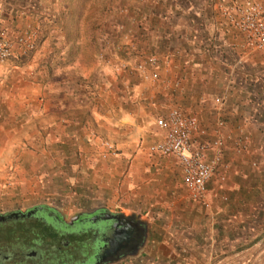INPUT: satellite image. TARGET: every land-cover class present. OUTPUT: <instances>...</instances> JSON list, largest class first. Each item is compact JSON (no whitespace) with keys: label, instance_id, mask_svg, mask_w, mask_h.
<instances>
[{"label":"rangeland","instance_id":"374dc122","mask_svg":"<svg viewBox=\"0 0 264 264\" xmlns=\"http://www.w3.org/2000/svg\"><path fill=\"white\" fill-rule=\"evenodd\" d=\"M253 1L261 5L264 20V0ZM45 3L60 9L22 21L10 32L13 39L18 32L36 30L38 51L15 54L0 75V214L47 207L70 222L97 209L139 216L156 201L191 200L163 171L174 167L168 158L149 150L163 137L156 118L171 110L173 99V81L144 80L137 71L152 55L162 62L153 52L149 11L154 0ZM236 40L241 90L230 99L228 111L218 112L208 101L201 111L180 109L202 119L207 139L217 131L224 139L225 180L215 176L210 181V208L193 202L198 207L193 223L197 228L201 212L205 215L217 202L218 248L255 247L229 262L264 264V239L252 245L264 238V49L248 48L241 34L235 33ZM218 121L224 125L218 127ZM105 143L116 156L102 158ZM168 213L157 225L165 226L167 234L185 231L174 241L184 264L192 253L186 240L194 234L187 233L191 221L186 216L172 220ZM35 232L32 238L42 240V233Z\"/></svg>","mask_w":264,"mask_h":264},{"label":"crops","instance_id":"0c3cea01","mask_svg":"<svg viewBox=\"0 0 264 264\" xmlns=\"http://www.w3.org/2000/svg\"><path fill=\"white\" fill-rule=\"evenodd\" d=\"M45 1L47 0H0L3 26L9 35L11 31L21 27L22 21L31 22L33 17L42 13L59 11L60 7L52 9ZM228 1L154 0V5L149 11L152 17L153 52L158 54L162 61L159 66L160 77L170 79L169 84L173 81L169 90L173 93L170 109L201 111L204 110V102L208 101L218 112H226L230 108V99L240 92L241 88L237 87L239 73L235 69H238L241 63V50L240 40L235 41V33L239 37L240 34L221 14L219 8ZM39 47L38 38L36 49L32 53H36ZM16 54L19 55V52ZM4 67L6 63L0 69V75ZM176 83L177 87L174 86ZM217 99H221V104L217 103ZM201 120L199 119L200 125L204 127ZM167 158L174 167L170 170L166 166L163 171L166 176L169 172L177 179L175 187L180 185L183 188L178 162L173 157ZM216 203L205 215L204 211L201 212L203 215L199 218L200 224L197 227H200L199 231L193 223L194 213H197L194 210L198 207L191 200L156 201L148 210L143 208L144 212L137 217L147 226V240L136 259L142 262L152 258L153 264H183V257L175 247L177 244L174 241L185 231L181 232V236H177L180 235L177 229L167 234V231H164L165 226L157 225L161 224L160 218L166 211L172 220L180 221L186 216L191 221L187 233L194 234L186 235L189 237L185 239L190 242L192 247L189 250L192 253L185 259L184 264H195V261H204L203 264H232V261L229 262L231 257L256 250L255 247L228 250L218 248V241L222 238L218 227L221 209ZM258 239L264 238H256L253 246L257 245ZM200 257L203 258L199 259Z\"/></svg>","mask_w":264,"mask_h":264},{"label":"flooded vegetation","instance_id":"af4514ba","mask_svg":"<svg viewBox=\"0 0 264 264\" xmlns=\"http://www.w3.org/2000/svg\"><path fill=\"white\" fill-rule=\"evenodd\" d=\"M0 217V264H118L137 258L147 240V226L138 217L105 209L70 222L47 207ZM35 231L42 240H34Z\"/></svg>","mask_w":264,"mask_h":264},{"label":"built area","instance_id":"2783aa9c","mask_svg":"<svg viewBox=\"0 0 264 264\" xmlns=\"http://www.w3.org/2000/svg\"><path fill=\"white\" fill-rule=\"evenodd\" d=\"M219 8L227 21L243 35L248 48L264 49V20L260 4L253 0H229ZM37 41V31L30 29L19 32L12 39L3 26L0 5V69L17 51L21 57L32 53ZM159 66L158 57L152 55L137 66V71L144 80L155 81L160 76ZM216 101L219 104L222 102L221 99ZM155 125L163 132V137L150 147V152L173 157L181 168L182 182L191 201L203 208H210L209 183L215 176L223 182L227 169L223 163L224 139L221 133L217 131L212 139H207V131L200 125L198 118L179 109H171L159 116ZM223 125V121H218V127ZM105 146L102 158L116 156L111 145L105 143Z\"/></svg>","mask_w":264,"mask_h":264},{"label":"water","instance_id":"95a60500","mask_svg":"<svg viewBox=\"0 0 264 264\" xmlns=\"http://www.w3.org/2000/svg\"><path fill=\"white\" fill-rule=\"evenodd\" d=\"M31 212H34V210H33V211H31ZM135 217H137V215H135ZM0 218H3V217H0Z\"/></svg>","mask_w":264,"mask_h":264}]
</instances>
